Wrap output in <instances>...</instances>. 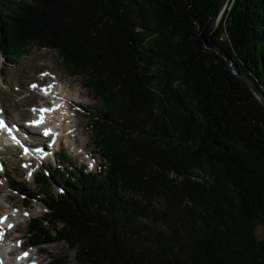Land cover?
<instances>
[{"label": "trees", "instance_id": "trees-1", "mask_svg": "<svg viewBox=\"0 0 264 264\" xmlns=\"http://www.w3.org/2000/svg\"><path fill=\"white\" fill-rule=\"evenodd\" d=\"M218 1L0 0V67L54 50L105 109L103 172L64 154L38 172L30 243L74 264H264V109L199 37ZM211 37L264 94V0H229Z\"/></svg>", "mask_w": 264, "mask_h": 264}, {"label": "rangeland", "instance_id": "rangeland-1", "mask_svg": "<svg viewBox=\"0 0 264 264\" xmlns=\"http://www.w3.org/2000/svg\"><path fill=\"white\" fill-rule=\"evenodd\" d=\"M1 61L0 108L9 109L11 114L16 116L19 124L23 123V119H30V110H33L41 102V98L38 95V86L46 85L44 82L46 75L39 79L40 74L44 73V71H49L55 77L48 76V80L52 78L54 83L57 82L56 85L61 84L58 93L62 98V102L65 105L64 110L66 111L64 116L57 115L52 121L62 132V136L65 139L62 137L58 139L57 142L53 143L51 149H45L47 145L43 141L42 147L46 155L34 157L32 166L29 168L24 167L27 163H21L18 158V155L21 154L20 151L13 150L17 148L21 150V147L15 146L12 147V150H7L8 153L0 154V163L2 165L0 167V212L9 209L8 206H13L14 209L19 211L21 216L28 214L20 218L22 222L18 225L17 231L11 232L12 239L20 237L25 241L24 230L28 219L33 215H39L44 210L42 204L34 197L36 195V187H34V182L31 180L32 174L35 173L34 171L40 167L39 162L43 166L37 171L46 173L54 171L55 168L62 167L60 161L56 162L55 156L64 154V156H61L64 164L82 166L83 169L91 173L103 172V160L93 151L90 127L94 118L97 119L104 115L105 109L102 103L93 96L90 89L82 84V80L79 77L70 76L63 70L60 59L57 58L54 50L32 45L27 48L25 54L8 60L1 58ZM32 85L36 87H32ZM20 97L23 100L18 104ZM21 112L26 113L21 115ZM11 114L7 111L5 115L9 121L11 119V122L15 124ZM106 116L108 115L106 114ZM68 138L73 141H69ZM12 151L14 152L12 153ZM3 171H7V175ZM7 181L12 187L8 188ZM59 188V184L52 182L50 187L52 192H56ZM22 198L29 199L26 207L21 205L23 203V201L21 202ZM254 233L257 238H264V226H256ZM18 243L19 241H16L12 245L17 246ZM40 247L42 249L37 251L35 257L40 259L41 262L36 264H46L50 257L48 254L60 256L64 253H67L68 256L66 264H74L72 259L73 252H67L64 242H53L40 245ZM34 249L31 248L28 251L32 252Z\"/></svg>", "mask_w": 264, "mask_h": 264}, {"label": "bare ground", "instance_id": "bare-ground-1", "mask_svg": "<svg viewBox=\"0 0 264 264\" xmlns=\"http://www.w3.org/2000/svg\"><path fill=\"white\" fill-rule=\"evenodd\" d=\"M43 76H45V79L46 80H48V76H52L53 78H55L52 75V73H50L49 71H46L44 73V75H40V78L39 79H42ZM60 85H57L56 88L51 87L50 85L48 87H43L42 86L39 89V91L41 92V95H44L45 94L44 97H41V101H42V104L44 106H45V104L50 103V99L48 98V96L54 97L57 100V102H58L57 104H54V105L49 104L47 106V108L49 109V111H47L46 113L40 114V116H39L40 119L39 120H42V121L45 120L44 123H46V124L51 123L52 124V129H55L56 136L57 135H60L63 138L62 132L54 125V123H52V121L56 118L55 116H57V115L58 116L59 115L64 116V114L66 113V111L64 110V106L65 105L63 104L62 98L60 97V94L58 93ZM21 100H23L22 97H20V101H19L18 104H20ZM7 111L11 114V111L9 109H7V108L6 109L0 108V115L2 114L1 116L4 119V121L5 120L7 121V122L5 121L6 122V127L9 128L8 123H10L12 125V129L9 128V130H10V133H13L16 141H19L17 147H21V150H23L24 152H25V149H27V152L30 151L33 155L38 156V154L42 150L41 149V146H42V142H43V138H44L43 133L46 132V130L43 129L42 127L36 128V127H34L32 125H28L25 121H23V123L20 124V125H23L22 128H21V127H19V125H17L19 123L17 122L18 120L16 119V116L15 115L11 114V115H13L12 116L13 117L12 120L15 121V124H13L11 122V119H10V121L8 120V118L5 115ZM24 113H26V112H21V115H23ZM45 115L47 117L46 119H44L45 118ZM73 121H74V119H73ZM69 122H70V120H69ZM56 125H58V124H56ZM74 130H75V128H74ZM56 136H54V137L53 136H50V138L52 140H54V142L55 141L57 142V140L59 138L56 137ZM63 139H65V138H63ZM68 140L69 141H73L70 138H68ZM7 150L8 151L9 150H12V148L4 149V153H8ZM13 150L14 151H16V150L17 151H20V153H21V150L19 148L13 149ZM14 151H12V153ZM18 158L21 160V162H22V160L23 161L26 160L25 159L26 157H19V155H18ZM28 158L30 160L32 159L31 157H28ZM30 160H27V161H30ZM3 172L7 175V171H3ZM8 188H9V186H8ZM3 212H5V211H3ZM17 228H18V225H16L14 229L16 230ZM0 264H3V263H0Z\"/></svg>", "mask_w": 264, "mask_h": 264}, {"label": "water", "instance_id": "water-1", "mask_svg": "<svg viewBox=\"0 0 264 264\" xmlns=\"http://www.w3.org/2000/svg\"><path fill=\"white\" fill-rule=\"evenodd\" d=\"M228 4H229V0L218 1L216 7L209 16L208 21L206 22L204 27L200 30L199 37L202 41L204 48L213 51L214 53L221 56L226 61L227 66L229 67L231 73L247 86V88L253 93V95L257 98V100L264 109V94L262 93V91L257 87L254 81H252L248 75L237 71L229 55L221 47H219L211 37V32L213 31L214 27L217 25L223 11L227 8Z\"/></svg>", "mask_w": 264, "mask_h": 264}, {"label": "snow or ice", "instance_id": "snow-or-ice-1", "mask_svg": "<svg viewBox=\"0 0 264 264\" xmlns=\"http://www.w3.org/2000/svg\"><path fill=\"white\" fill-rule=\"evenodd\" d=\"M32 87H36V86L35 85H32ZM34 111H35V109H34ZM39 111H41L43 113V112L49 111V109H40ZM41 122H42V120L33 121L32 123L33 124H39ZM4 127H5L4 121L3 120H0V128H4ZM45 135H48V132L47 131L45 132ZM13 139L15 140V137H13ZM16 142L19 143V141H16ZM25 153H27V149H25ZM29 175H31V173H29ZM25 215H27V214H25ZM9 227H12V226L9 225ZM25 256H27V253H25Z\"/></svg>", "mask_w": 264, "mask_h": 264}]
</instances>
